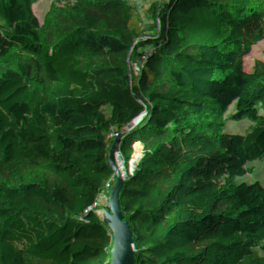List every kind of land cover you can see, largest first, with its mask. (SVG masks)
<instances>
[{"label": "trees", "instance_id": "16d2710c", "mask_svg": "<svg viewBox=\"0 0 264 264\" xmlns=\"http://www.w3.org/2000/svg\"><path fill=\"white\" fill-rule=\"evenodd\" d=\"M2 121L0 264H264V0H0Z\"/></svg>", "mask_w": 264, "mask_h": 264}, {"label": "rangeland", "instance_id": "374dc122", "mask_svg": "<svg viewBox=\"0 0 264 264\" xmlns=\"http://www.w3.org/2000/svg\"><path fill=\"white\" fill-rule=\"evenodd\" d=\"M237 105H234V108H236ZM17 131V128L15 126L8 122V121H2L0 123V151L3 153L5 150V147L7 146L8 142L11 140L12 135ZM94 135H96L94 129H93ZM117 135L121 134V130H118ZM111 138L105 139L103 142H99L100 147L102 148L103 156L108 159V162L110 164H114L115 160L111 159V156L114 153L113 150V144L110 140ZM111 159V160H110ZM241 176V168L239 167H230L216 176H214L213 181L211 185L206 187L205 189V198L208 202H212L214 200V197L217 193V191H224L228 194H235L239 191L238 183ZM96 201L97 195H93ZM196 240V233H194L190 237V241L186 245L187 252L185 261L186 262H193V263H206L207 261H212L215 259V252L212 251L209 248L203 249V250H194L190 248L191 244L194 243Z\"/></svg>", "mask_w": 264, "mask_h": 264}, {"label": "built area", "instance_id": "2783aa9c", "mask_svg": "<svg viewBox=\"0 0 264 264\" xmlns=\"http://www.w3.org/2000/svg\"><path fill=\"white\" fill-rule=\"evenodd\" d=\"M121 114L122 105L112 115V117L96 119L93 129L99 142H103L105 139L110 138L112 134L119 128ZM97 200H99L98 197Z\"/></svg>", "mask_w": 264, "mask_h": 264}, {"label": "water", "instance_id": "95a60500", "mask_svg": "<svg viewBox=\"0 0 264 264\" xmlns=\"http://www.w3.org/2000/svg\"><path fill=\"white\" fill-rule=\"evenodd\" d=\"M108 241H106L102 246H100L99 248L95 249L90 255H88L81 264H85L87 262H89L90 260H92L93 258H95L105 247V245L107 244Z\"/></svg>", "mask_w": 264, "mask_h": 264}]
</instances>
